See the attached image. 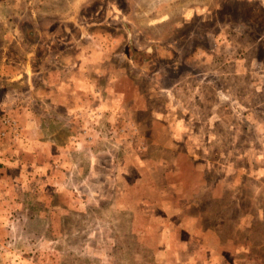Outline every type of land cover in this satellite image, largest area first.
<instances>
[{
  "label": "rangeland",
  "instance_id": "obj_1",
  "mask_svg": "<svg viewBox=\"0 0 264 264\" xmlns=\"http://www.w3.org/2000/svg\"><path fill=\"white\" fill-rule=\"evenodd\" d=\"M83 1L0 0V264H264V0Z\"/></svg>",
  "mask_w": 264,
  "mask_h": 264
},
{
  "label": "crops",
  "instance_id": "obj_2",
  "mask_svg": "<svg viewBox=\"0 0 264 264\" xmlns=\"http://www.w3.org/2000/svg\"><path fill=\"white\" fill-rule=\"evenodd\" d=\"M83 2H86V0H84ZM79 4H80V2H79ZM82 4L83 3H81L79 6L83 7L84 5L82 6ZM62 22H63L62 23L63 25L66 24V23H68V25L70 24L69 19H63ZM84 25H85V22H84ZM79 29H81V28H79ZM52 34H53V36L51 37V40H53L55 44H57V41H60V44H63V46L72 47L75 43H78V41H80L83 38L85 32L84 33H79V32L77 33V32H69L67 30V31H63V32L55 34V35H54V33H52ZM65 53H66V51L63 54H65ZM72 61H73V63L76 64L75 65V70H73V71L78 70V67H77L78 64L77 63L79 61V58L75 57V58L72 59ZM87 86L89 87V92H91V94H92L91 97L93 99L90 100L89 97H88L87 100H86V104L87 103L88 104H93L94 103V104L99 105L100 102L98 103L99 97L97 95L98 94V90H96V87H95L96 85H92V83H91V85H87ZM63 87H65V84H64ZM86 96H88V95H86ZM52 102L55 103L56 99H54ZM80 105H84V102L81 103ZM78 109L79 110H83V109H85V107L84 106H81V107L78 106ZM40 142H39L38 139H36V143L33 144L35 146V148H37V146H38L37 144H39Z\"/></svg>",
  "mask_w": 264,
  "mask_h": 264
}]
</instances>
